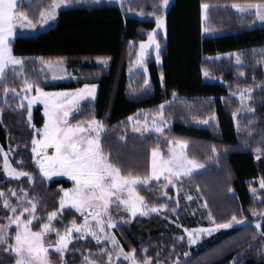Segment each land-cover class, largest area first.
Listing matches in <instances>:
<instances>
[{"label":"trees","instance_id":"trees-1","mask_svg":"<svg viewBox=\"0 0 264 264\" xmlns=\"http://www.w3.org/2000/svg\"><path fill=\"white\" fill-rule=\"evenodd\" d=\"M235 1L174 0L167 11L159 9L160 0H131L122 5L75 4L63 9L56 25L48 30L32 36H17L11 42L13 54L25 59L23 70L20 67L13 71L9 67L0 78V99L5 98L0 101V143L13 150V164L34 178L33 183L28 177L0 179V190L6 196L14 188L27 190L30 198L40 201L36 215L44 219L39 223H46V213L58 209L60 188L71 185L65 178L49 181L41 176L32 154L35 129L28 121L29 110L17 107L18 102L7 97L5 88L21 91L25 77L29 82H38L45 90L96 84L93 109L88 102L82 103L72 120H88L94 115L103 121L104 150L123 174L148 175L152 149L159 148L167 155L170 140L186 141L188 157L205 166V170L195 175V183L216 221L225 222L233 214L237 219L242 214L253 221L252 210L264 212V188L256 193L251 191L256 186L254 179L264 177V25L258 24L253 14L234 12L230 5ZM204 3L209 4L206 21L202 18ZM50 5L51 0H22L18 11L38 24L40 13ZM163 14L167 20L166 33L157 35L161 64L153 57L149 59V86L145 87L140 74L128 76L129 63L140 42L156 27V16ZM207 29L209 34L205 33ZM228 53L239 55L242 62L237 63L233 57L217 58ZM61 57L72 68L75 78L55 82L44 72L40 60ZM98 59L110 60L108 67L95 63ZM204 72L220 80H208ZM254 86L256 90L250 103L253 113H244L237 119L241 102L233 94ZM174 93L178 98L165 111L166 120L171 122L169 128L147 135L130 129L126 118L171 101ZM41 111L40 105L34 109L36 127L44 123ZM213 116L216 120L208 126L195 123ZM257 151L261 153L259 159ZM3 162L0 154V167ZM162 185L163 180H153L149 185H141L139 193L150 206L174 207V199L161 195ZM168 191L174 195L172 187ZM8 215L0 199V224L6 223ZM71 218L72 213L66 210L54 225L63 227ZM165 223L166 220L157 216L151 220L137 217L135 225L120 224L116 229L127 249H135L139 255L145 249L147 255L153 256V264L158 259L171 264L177 258L182 260L180 264H264V236L261 235L264 222L261 230L248 223L218 238L207 239L189 258L185 257L190 251L188 244L161 230ZM33 229L39 230L36 221ZM102 247L90 239H75L63 259L67 264H81L86 249L98 251ZM50 259L53 264H59L61 257L50 252ZM15 260L14 254L0 252V264H15Z\"/></svg>","mask_w":264,"mask_h":264},{"label":"snow or ice","instance_id":"snow-or-ice-1","mask_svg":"<svg viewBox=\"0 0 264 264\" xmlns=\"http://www.w3.org/2000/svg\"><path fill=\"white\" fill-rule=\"evenodd\" d=\"M73 0H51L50 11L48 13L41 12V22H46L53 19L55 9L62 4L72 3ZM22 3V0H0V78L6 74L9 66H21L23 70V62L25 58L12 55V47L10 38L13 35V29L17 25H27L34 27L29 15L24 12H18L17 5ZM169 3V0H160L159 9H163ZM157 7V5H153ZM202 8H208L206 4L201 5ZM232 8L243 12L247 9H256V16L264 21V0L258 4H232ZM156 15V13H152ZM164 17L156 16L157 28L163 27ZM157 28L152 29L148 33V41H141V53L148 44L154 45L157 49L156 58H160V44L156 41L155 35ZM142 58V57H141ZM63 58H58L57 63H62ZM49 68H53L52 63L48 64ZM207 75V73H205ZM243 75V73H241ZM148 79L144 80V84L148 85ZM35 89V96H21L22 103L17 107L23 108V101H27L29 110V122H31V106L41 100L44 104L45 121L41 128L35 129V125H31L35 129L36 135L32 138V153L33 159L39 166L40 172L45 177H49L57 172L69 176L74 182L72 188L62 189L63 195L60 196V209L47 212V222L39 223L44 217H37L38 198H33L29 201V207H24L22 201L27 200L28 196L25 192L24 196L17 197V204H12L7 198L5 192L0 190V199L3 200V207L9 211L10 215L5 217L7 223L0 224V252L14 254L16 257L15 264H52L49 256V249H55L56 253L61 257L59 264H67L63 259L64 253L69 249V243L73 239H79L81 234L91 233L98 242L101 240H109L115 246L117 255H124L126 259L131 261V264H139L135 257V249L125 253L115 236L111 233H106L105 229L112 228L115 225V220L110 211L111 208L119 209L124 207L125 211L130 213L131 217H135L137 213L148 215L149 213L159 212L167 208V204L148 205L145 197L137 192V187L147 185L150 180L156 178L159 180L161 176L167 181L163 187H168L174 180L182 174H189L192 169L200 168L202 165L195 160L188 159L183 151L169 149L172 153L168 159H164L157 149L152 150L151 171L145 176L133 175L131 172L122 173V169L113 162L111 155L104 150L101 133L105 131L103 121L98 120L94 115L86 121H77L76 123L69 122V114L73 109H78L80 100L95 95L96 85L85 84L82 89L73 91L61 92H46L36 81L29 82L28 78H24L23 91H31ZM253 87L238 90L241 97V102L250 97H246L245 93H252ZM5 92L15 93V89L5 88ZM175 95V93H174ZM161 109L163 105L160 106ZM158 116L159 125L156 131L162 133L164 131L165 121L162 111L155 114ZM235 116V113H233ZM129 119H132L129 117ZM207 123L208 121H203ZM156 120H153V125H156ZM144 131H147V126H142ZM136 131H141L138 127ZM37 136L39 138L37 139ZM175 143L179 148H183L185 141L176 140L169 141V144ZM51 147L54 149L51 155L46 149ZM2 151V149H0ZM213 151H216L213 148ZM4 172L11 177L27 176L29 180L33 177L31 174L18 171L11 167L7 155L4 156ZM261 187L264 188V181H261ZM12 191V190H9ZM24 192V189H21ZM231 191V189H229ZM255 192V189H252ZM12 195H16L12 191ZM162 196H168L167 192H162ZM191 199V197H185ZM71 205L76 211L84 215L82 223H77L73 220L70 225L66 226L61 232L59 229L53 228V219L64 209L65 205ZM207 205L205 204V207ZM173 212L178 211V208H173ZM27 213V218L24 219V214ZM253 216H264V212L257 213L252 210ZM120 219H124L121 217ZM209 226L196 229H185L189 244H195L200 239L201 234L211 235L213 231L218 229L230 228L235 223H241L247 218L241 214L240 219L233 214L231 218L225 222L218 223L215 217L209 213ZM39 224V230L33 231V221ZM90 221H94L93 225ZM125 222H127L125 220ZM257 229L261 227V221L256 219L252 221ZM15 225L16 231L14 243H9L11 234L8 231L9 225ZM55 233V241H50L46 237ZM264 236V232L261 233ZM183 239V237H180ZM5 245L7 247H5ZM101 252L108 251L109 259L111 260V251L101 249ZM187 255V254H185ZM151 258L145 257L142 264H150ZM85 264H96V261L85 258ZM158 264V262H157Z\"/></svg>","mask_w":264,"mask_h":264},{"label":"rangeland","instance_id":"rangeland-1","mask_svg":"<svg viewBox=\"0 0 264 264\" xmlns=\"http://www.w3.org/2000/svg\"><path fill=\"white\" fill-rule=\"evenodd\" d=\"M31 1H33V0H29V2H31ZM129 1H131V0H73L72 3L62 4L59 8L55 9V16L53 18L54 22L52 24H50V23L53 21V19H49L46 22H41V18H40V23L34 27H29V32H28V29L26 30V28H25L27 26L26 24L25 25H18L22 29L21 33L19 35H36V34H39L43 31L48 30L49 28L56 25V23L59 19V14L63 9L72 7L75 4L82 5V4H101V3H103V4H108V5H122V4H128ZM219 1L223 2L225 0H219ZM171 3H172V1L169 0V3L166 7H164V10L168 9ZM204 4L209 6L208 3H204ZM207 10H208V8H203L202 14H204V19L206 18ZM49 11H50V7L45 11V13H48ZM162 16L164 17L163 27L157 28V25L155 27V28H157V32L155 35V39L157 42H159L157 35L159 33L165 34L166 29H167L166 14H163ZM155 21H156V18H155ZM205 33L209 34L210 30L209 29L205 30ZM16 35L17 34L15 32V29H13V35H12V38H10V40L13 41L17 37ZM148 39H149V37L147 36V38L144 41L147 42ZM151 53H152V55H151ZM156 53H157V49L155 48L154 45H151V44H148L146 46V48L144 49L143 53H141V45L139 44V48H138L136 54L132 57L131 62L129 63L128 76L130 78H132V77L140 74L141 78H144V80L148 79V81H149L150 77H149L147 62L152 57L157 60ZM12 55L16 56V57H21L18 55H14L13 52H12ZM221 57H225V58H232L233 57L237 63L242 62L241 57L239 55H236L235 53H231V54L228 53V54H223V55L217 56V58H221ZM57 60L58 59L40 60L42 65H43L44 72H47L49 74L51 80L55 81V82H63V81L75 78V75L73 74V71L71 70L72 68L71 69L69 68L67 62L65 60H63L62 63H57ZM109 62H110V60H107V59H98L97 61H95V63H97L98 65L105 66V67H108ZM157 62L160 65L161 59L159 58V61L157 60ZM49 63H52L54 65V67L49 68L48 67ZM205 73L206 72H204V78H206L208 80H211V81L220 80V79L216 78L215 76L210 75L208 73H207V75H205ZM89 85H91V84H89ZM83 86L76 88V89H82ZM144 86L145 87L149 86V83H148V85H144ZM76 89H61V90H45V89H43V90L46 92H61V91H73ZM244 89H246V88H244ZM255 90H256V86L253 87L252 93H245V96L250 97V99L246 98L243 101V103L241 102V97L238 94V92L233 94V96L235 98L239 99L241 102V106L236 112L237 119H238V117H241L244 113H253L254 110L250 109V106H251L250 103L254 98ZM96 94H97V85H96L95 95L93 97H87L86 96L84 99L80 100L78 103V109L80 110L81 105L84 102H88L90 105V108L93 109V106H94L93 102L95 101ZM6 95H7V97H10V98H13L14 100H16L18 102V105H19L22 103L21 96H23V95L35 96L36 93H35V89L33 88L31 91L21 90V91H16L15 93L7 92ZM177 98H178V96L174 95V96H172V99H170L171 101L163 102L154 108H147L145 110H141V111L137 112L136 114L129 116L132 119H129V117L126 118V123H128V125L130 126V129L135 133L147 135L150 132H157L155 129L157 126H160L159 125V119L160 118L158 116H156L155 114L157 112L162 111L164 119H165V121H167V123L163 126L164 131H165L167 128H169L171 126V122H169L165 118V111L167 108H169L171 102L173 100H176ZM4 99H0V101H2ZM23 104L25 105V107H27V101L26 100L23 101ZM38 105H40L42 107L41 112H42V115L44 116L45 107H44L43 102L41 100L35 101L31 106V113H30L31 114V122L30 123H32V125H34V123H33V118L35 115L34 109ZM161 105H163L162 109L160 107ZM25 107H23V108H25ZM79 110L73 109L70 112V114L74 112V116H75V114ZM74 116L68 117L69 122H71L73 124L76 123L77 121H79V120H72ZM96 118L98 120H100L99 117H96ZM154 119L157 122L156 125H153ZM215 120H216V118L213 116V117L206 120V121H208L207 123H204L203 121H196L195 123L198 126H208L211 121H215ZM28 121H29V114H28ZM44 121H45V116H44ZM81 121H86V120H81ZM43 124H42V126H43ZM237 125L238 126L240 125V123L238 121H237ZM42 126H40V127L35 126V129H39ZM142 126H147L148 130L144 131ZM138 127L141 128V131L135 130ZM158 133H160V132H158ZM35 135H36V131H35ZM101 136H102V133H101ZM38 138H39V136H37V139ZM32 147H33V145H32ZM170 148L175 149L176 151H183V153L187 156V158L190 159L187 155V148H188L187 142L185 143V145L182 149L179 148L175 143L170 144L169 149ZM0 149H2V151H0V154L2 155L3 159H4V156L6 154L8 159H9V163H10L11 167L16 168L18 171H22V170L18 169L13 164V161H12L13 150L12 149L11 148H4L1 143H0ZM155 149H157V151L162 155V157L164 159H168L169 156L172 155V153L169 151V149H168L167 155H165L161 149H159V148H155ZM152 150H151V157H150V171H151ZM46 151L48 152L49 155H51V153H52V151H54V149L49 147L48 149H46ZM260 155H261L260 151H257L256 152V158L259 159L261 157ZM34 163L39 170V166L37 165L35 160H34ZM197 163H199V162H197ZM199 164L202 165L201 163H199ZM203 170H205V166H203V165L200 168L192 169V171L189 174H187V175L182 174L180 177L176 178L172 184H168V187H166V188L163 187V185L166 184L167 181L165 180L164 176H161L159 179L163 180V185H162L163 192L168 193V196H166V198L168 200H172V199L175 200L174 207H170L171 205L167 204V208L162 209L159 212L149 213L148 215H141L140 213H137V215L135 217H131L130 219H129V217L131 216V214L126 212L123 206H121L119 209L111 208L110 211L113 215V219L115 220V225L110 229L106 228L105 232L111 233L112 235H114L116 240L119 242V245L122 247L123 251L125 253H128V252H131L132 250L127 249L126 246L124 245V243L122 242V240L119 238V236L117 234V229H116L117 226L120 224H128L131 226L135 225V220L137 217H141V218H145L147 220H151L152 217L157 216L158 218L166 220V222H167V223L161 225V230L163 232L168 231V232L174 234V236L178 239L179 242L185 241L188 244V247H190V251L188 253H186L187 255L185 257L189 258L192 255L193 251L198 249L201 246L202 242L206 241L207 239L218 238V237L222 236L225 232L233 230L234 228L242 227L248 223H251L256 228V225L252 221H249V219L247 218L245 221H242L241 223L233 224L230 228L215 230L212 232L211 235L201 234L200 239L195 244H189L188 243V237H187V233L185 232V229L192 230V229H196V228H200V227H208L209 223H210L208 216H209V213L212 214V212L209 208V204H208L204 194L200 190V187L197 186L195 183V175L197 173L203 171ZM39 173L41 174V176L43 178H45L49 181L53 180V179H57V178H65L71 182V185L69 187H61L60 188V191H61L60 196L63 195L62 189L73 187L74 182L71 180V178L69 176H66L63 173L57 172V173H55L49 177H45L43 175V173L40 172V170H39ZM149 174H150V172H149ZM31 176L33 177V175H31ZM23 177H27V176H19V177L8 176L4 172V162H3V165L0 167V179H19L20 180ZM153 180H156V178H153L152 180H150L147 185H149L150 182H152ZM261 181H264V177H259V178L254 179V186L255 185L256 186L251 188V191H252V189H255V192L252 191L253 193H256L258 190L263 189L261 187ZM30 183H33V179L30 180ZM140 186L137 187V192L139 195H141L139 193V187ZM171 187L174 189V195L173 196L168 191V189ZM192 187L194 189H192ZM21 189H24V188L20 187L18 189H15V188L11 189L12 191H15V193H16L15 196L12 195V191H10V195H7V198L11 201L12 204H17V197L24 196L25 192L27 193V196H28V191L24 189L25 191L22 192ZM185 197H191V199H186ZM30 200H32V197L30 198L28 196L27 200L22 201L23 206L29 207L30 206L29 205ZM205 204L207 205L206 207H205ZM173 208H178V211L173 212L172 211ZM58 209H60V199H59ZM66 210H69L72 213L73 218H71L68 223L64 224L63 227H57L56 225H54L55 224L54 221L59 216H61L63 214V212H65ZM212 216H213V214H212ZM121 217H124V219L123 220L120 219ZM23 218L24 219L27 218V213L24 214ZM253 219L254 220L259 219L261 221V226H262V223L264 222V216H259V215L253 216ZM73 220H75L77 223H82L84 220V215L81 214L80 212L76 211V209L73 208L71 205L66 204L64 206V209L61 210V212L53 219V228L59 229L62 232L65 229V227L70 225V223ZM125 220L127 222H125ZM34 222H35V220L33 221V223ZM6 223H7V221H6ZM90 223H92L93 225L95 224L94 221H90ZM257 230H261V227H260V229H257ZM8 231L11 234V236L9 238V243L10 244L14 243V240L11 237H14V235H15L16 226L14 224L9 225ZM33 231H35V230L33 229ZM180 237H183V239H180ZM46 239L54 242L56 239L55 233L53 232V233L49 234L46 237ZM79 239H81V240L90 239L91 241L95 242L98 245H104V247H102L101 249H107V250L111 251V260H110L109 255H108V251L101 252L100 248L98 251L86 249V251H85L86 253L84 255V259H83V262L81 264H85V258H87L88 260L96 261V264H102V262H104V264H123V263L131 264V261L126 259V257L124 255H117V250L115 249V246L109 240H101L98 242L94 237H92L91 233L81 234ZM74 240L75 239L71 240L69 245ZM50 252H56V251H55V249H49V256H50ZM135 257H136V260L139 262V264H142L145 257H150L151 258L150 264H153V256L147 255V251L145 249L143 250L141 255L137 254L135 251ZM157 262H158V264H165L164 259H158ZM157 262L155 264H157ZM181 262H182V260L180 258H177L176 261L172 262L171 264H180Z\"/></svg>","mask_w":264,"mask_h":264},{"label":"crops","instance_id":"crops-1","mask_svg":"<svg viewBox=\"0 0 264 264\" xmlns=\"http://www.w3.org/2000/svg\"><path fill=\"white\" fill-rule=\"evenodd\" d=\"M25 2H29V0H24ZM172 2L174 1V0H171ZM262 2V0H237V1H235L234 3L235 4H245V3H252V4H258V3H261ZM234 3H231V5L232 4H234ZM172 4V3H171ZM170 4V5H171ZM18 5H19V3H18ZM18 5H17V9L16 10H18ZM230 5V6H231ZM209 8V7H208ZM232 8V7H231ZM203 9V8H202ZM233 9V11L234 12H236V13H238V14H242V15H246V14H253V15H255V18H256V22L258 23V24H260V25H264V21H261L257 16H256V14H255V12H256V9H247V10H245V11H243V12H240V11H238L237 9H234V8H232ZM168 9H166L165 11H167ZM46 11V10H45ZM44 11V12H45ZM20 12V11H19ZM202 12H203V10H202ZM207 14H208V10H207V13H206V18L204 19V14H202V18H203V20L204 21H206V19H207ZM54 22V19H53V21L50 23V24H52ZM33 23V22H32ZM39 23H40V21H39ZM38 23V24H39ZM34 24V23H33ZM38 24H35V25H38ZM26 28V30L28 29V32H29V26H26L25 27ZM14 29H15V32H16V36H32V35H19L20 33H21V27L20 26H16V27H14ZM31 32V31H30ZM25 34V33H24ZM12 38V37H11ZM14 41V40H13ZM12 41L10 40V43H11ZM13 52V51H12ZM9 67H13V66H9ZM8 67V68H9ZM21 66H15V68H20Z\"/></svg>","mask_w":264,"mask_h":264},{"label":"water","instance_id":"water-1","mask_svg":"<svg viewBox=\"0 0 264 264\" xmlns=\"http://www.w3.org/2000/svg\"><path fill=\"white\" fill-rule=\"evenodd\" d=\"M70 117L74 116V112L69 115Z\"/></svg>","mask_w":264,"mask_h":264}]
</instances>
